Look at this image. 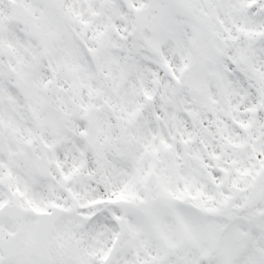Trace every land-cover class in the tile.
Segmentation results:
<instances>
[{"label": "snow or ice", "instance_id": "1", "mask_svg": "<svg viewBox=\"0 0 264 264\" xmlns=\"http://www.w3.org/2000/svg\"><path fill=\"white\" fill-rule=\"evenodd\" d=\"M0 264H264V0H0Z\"/></svg>", "mask_w": 264, "mask_h": 264}]
</instances>
